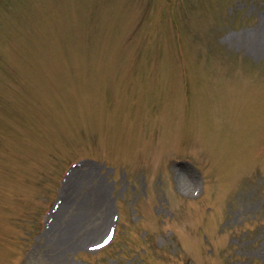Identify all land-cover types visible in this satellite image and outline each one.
Listing matches in <instances>:
<instances>
[{"label": "rangeland", "instance_id": "rangeland-1", "mask_svg": "<svg viewBox=\"0 0 264 264\" xmlns=\"http://www.w3.org/2000/svg\"><path fill=\"white\" fill-rule=\"evenodd\" d=\"M0 264H264V0H0Z\"/></svg>", "mask_w": 264, "mask_h": 264}, {"label": "bare ground", "instance_id": "bare-ground-1", "mask_svg": "<svg viewBox=\"0 0 264 264\" xmlns=\"http://www.w3.org/2000/svg\"><path fill=\"white\" fill-rule=\"evenodd\" d=\"M70 177H71V180H72V181H73V180L76 181V180H75L76 174H72ZM77 182H78V179H77ZM98 230H99V225H96V226H94V227L92 228V232L95 231V232H94L95 235L98 234V233H97V232H99ZM96 236H97V235H96ZM93 238H94V237H93ZM88 240H89V239H88Z\"/></svg>", "mask_w": 264, "mask_h": 264}]
</instances>
